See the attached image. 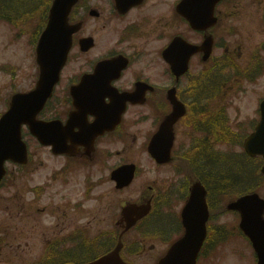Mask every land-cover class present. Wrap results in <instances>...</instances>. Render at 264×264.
Masks as SVG:
<instances>
[{"label": "flooded vegetation", "instance_id": "flooded-vegetation-1", "mask_svg": "<svg viewBox=\"0 0 264 264\" xmlns=\"http://www.w3.org/2000/svg\"><path fill=\"white\" fill-rule=\"evenodd\" d=\"M134 9L124 17L117 15L118 19L107 22V26L101 31L91 35L94 39L98 38V47L95 46L87 53L79 52L74 57L73 64L70 63L63 73L52 99L38 116V119L46 123L59 122L58 129L63 134L66 146L65 153L53 154L50 146H41L26 129L28 164L20 168L15 167L24 174L27 185L31 187L29 193H40L39 200L45 197L51 204L37 208L38 213L46 215L50 220L46 226L47 229H51L50 233L42 230L39 233L40 239L45 244L60 245L65 253L67 246L113 245L115 243L113 234L117 239L121 236L132 241V244H144V238L130 240V231L126 228L127 221L122 215L123 208L131 201L138 206L150 199L155 202L156 193L187 194L196 178L194 173H189L187 176L176 175L168 182H162L156 178L161 166L153 164L154 175L151 185L143 183L131 189L136 183L134 179L129 186L117 189L111 179L113 170L134 162H130L133 155L130 152L131 149L145 150L154 132L172 111V106L167 100L171 86H174L177 97L185 104L188 111L199 108L197 104L203 106L205 102V67H202L195 75L188 72L190 76L188 82L191 84L184 88L180 81L175 83V78L168 69L163 74L161 69L155 66L156 62L144 64L143 68L133 70V58L138 61L143 56H136L138 48L135 46L131 47L124 42L112 43L111 49L105 51L104 32L134 15ZM112 12L115 15L114 11ZM168 32H164L165 39L168 37ZM144 35L141 33V37ZM164 44L159 46V53ZM102 54L106 55L103 57ZM116 55L127 58L128 65L115 80L111 79L107 85H104V80L101 84H97L96 79L82 83L83 76L94 75L96 63L101 56V58H109ZM145 55L149 57L151 54L145 53ZM194 58L197 62H202L201 54ZM167 76L168 83L163 84L162 80ZM138 81L147 84L144 99L137 103L124 101L119 94L132 91ZM76 86H79L77 90ZM110 88L116 89L118 93L109 91ZM184 95L191 97L192 100L183 99L181 96ZM186 130L184 119L174 125L176 138ZM88 132H98V134L90 139ZM39 154L41 158L45 155L46 159L42 158L41 161ZM133 164L137 165V163ZM42 169L39 175L38 172ZM136 169L138 172V167ZM164 185L167 187L162 189ZM130 190L136 193L135 196L129 195ZM116 195L121 197L119 202L115 200ZM163 197H165L164 194L158 196V214L162 209ZM10 201L15 203L12 198ZM94 203L100 204L103 217L107 219L111 216L108 226L96 223L100 221H97L91 213ZM37 212L33 208L28 212L35 221L32 231L41 228L39 226L41 218ZM87 218L89 221H85ZM151 220L152 215L147 216L138 221L135 228L144 230ZM156 220H161V215L157 216ZM23 230L29 234L31 229L24 227ZM34 235L31 233L29 236ZM18 238H9L11 241L6 244H12ZM25 240L15 244L29 245L32 240L39 241L35 237H25ZM65 257L70 259L69 256L65 255Z\"/></svg>", "mask_w": 264, "mask_h": 264}, {"label": "rangeland", "instance_id": "rangeland-1", "mask_svg": "<svg viewBox=\"0 0 264 264\" xmlns=\"http://www.w3.org/2000/svg\"><path fill=\"white\" fill-rule=\"evenodd\" d=\"M47 0H42L41 6L39 5L36 8L31 9L29 19L23 18L21 14L14 20H11V23L5 21V19H0V67L1 66H10L14 69L12 71L0 72V112L5 110V104L7 98L11 95L13 91H26L28 90L32 83L35 80V64L33 60V55L31 53L30 41L35 35V30L39 27L42 16H43V8L42 5ZM2 0L0 1V3ZM38 5L39 0H8L9 4V14L11 13L10 8L16 12V9L20 11H25L30 9V5ZM264 4V0H228L223 6L222 10L225 13L223 16V23L220 28V34L224 35L225 31L228 27H233L236 35L229 39L226 37L230 44L229 47L235 46L241 50V63L244 64L247 60L249 52L257 46L259 41L262 39V24L259 21V14L262 5ZM41 27V26H40ZM38 28V30L40 29ZM147 38V37H146ZM148 42V39H146ZM108 45H105V47ZM220 50L217 49L215 51V55L220 54ZM13 73V74H12ZM187 87V83L184 88ZM226 88V87H225ZM212 89V85L210 87ZM241 89V90H240ZM237 93L235 91L231 92L230 89L226 88L225 94L223 98H221L220 103L224 104V106L228 109V111H222L220 114L224 118L227 117L226 122L232 128L236 122H243L244 128L247 129L248 121L250 119H254L256 116V101L261 96L264 95V76L258 80L254 84H246L244 80H241V88ZM243 90V91H242ZM205 91H209V87L205 85ZM220 111H217L219 114ZM189 131H193L189 129ZM187 132L180 134L177 136V142L179 141H187L186 135ZM198 137V143L202 141L201 133H196ZM229 136L232 137V133L229 132ZM207 140V139H206ZM223 145V144H222ZM221 144L215 146V150L221 151L224 154L232 155L233 153H238L240 150L237 147H222ZM134 155L131 157L139 156L138 148L131 149L130 151ZM211 155H214V152H210ZM216 154V153H215ZM215 156V155H214ZM39 158L42 161L46 159L45 155L39 154ZM145 170V162L140 160ZM232 162L229 160L228 156H224L223 154L219 156V158H215L214 161H210L207 163V166H211V169L214 173H219V177L215 180H208L209 185H218L221 187V190L218 193H223L222 203L229 200L236 189L242 188L247 182L243 181L241 178V173L236 177V171L230 172L228 166H231ZM41 171L38 172L40 175ZM229 172L227 177L222 176V173ZM152 176L149 174H144L139 183L142 181H147L151 179ZM235 178V180H233ZM17 186L22 189L23 181L20 179L16 180ZM210 191V188H209ZM236 190L235 192H238ZM130 196H135L136 193L133 191L128 192ZM261 195L264 196V187L261 191ZM24 194V193H21ZM222 194L218 195V201L220 200ZM26 199H28L26 197ZM121 197L116 195V202H119ZM208 201L210 205L217 202L216 195L208 197ZM91 213L94 214V217L97 219L96 223H100L108 226L111 222L110 217L106 219V217L102 216V208L99 203H94L91 207ZM85 221H89V219H85ZM234 222V215L232 213H225L219 221H215L211 219L209 225L211 227L210 236H218L216 230L219 226L225 225V229L227 231L231 230V225ZM50 220H46V224H49ZM17 227L18 231L16 233L21 235V226L17 224H12L9 226V231H14V228ZM223 231V230H222ZM224 232V231H223ZM225 233V232H224ZM26 236V235H25ZM24 236V237H25ZM241 238H234L232 234H230V239L227 243L218 247V251L216 257L213 258H205V260L200 261L199 264H252L251 263V250L244 245V240H240ZM41 248V246H40ZM137 248V247H136ZM163 244H157L153 248L149 247L145 249L142 254L135 255L133 253V248L128 249L127 252L124 253L126 259L134 264H153V260L157 258V255L162 251ZM38 248L34 249L33 247H28L24 251L27 255L25 257L29 258L38 252ZM242 254H240V253ZM242 258V259H241ZM218 259V260H217ZM0 264H5L1 263Z\"/></svg>", "mask_w": 264, "mask_h": 264}, {"label": "water", "instance_id": "water-1", "mask_svg": "<svg viewBox=\"0 0 264 264\" xmlns=\"http://www.w3.org/2000/svg\"><path fill=\"white\" fill-rule=\"evenodd\" d=\"M75 1L76 0H54L50 10L46 31L37 49V63L41 69L37 92H40L42 96V101L39 104H43L49 96L51 88L57 80L58 71L64 64L69 38L73 32V30L67 28V14ZM191 23L194 27L201 28V24H199L198 20H192ZM53 47H55L54 50H52ZM50 60V70L45 77V67L49 65ZM48 76H52V78L47 82L45 79ZM16 99L13 101L7 115L0 120V168L5 159L17 160L19 162L25 161L14 159L17 157H24V150L19 143L18 129L21 121L27 123V120L23 118L25 117L27 119V115L30 114L35 102L33 99L23 98L18 101L16 105ZM262 110L264 115V103L262 105ZM151 152L157 159L160 158V152L155 147V143L151 146ZM258 152L264 155V150H259ZM2 173L0 169V176ZM203 197V191L196 188L195 191L191 193L189 203L183 212L187 219L193 218L197 221L198 228L190 226L183 240L176 245L174 244L158 264H195L196 256L203 240V225L208 218L206 205L205 208L202 207L204 202ZM252 205H254L253 211L250 215L243 216L241 228L252 241L257 254L258 264H264V220L262 219L264 202L256 201L255 198H250L239 203L237 202L231 205L230 208L238 209L242 212L241 208L243 206L249 208ZM193 208L194 211L192 212L191 210ZM132 209L133 206L128 207V211H132ZM196 209L202 213L200 216H197L198 213ZM119 250L120 246H117L112 253L92 264H123L118 256Z\"/></svg>", "mask_w": 264, "mask_h": 264}]
</instances>
